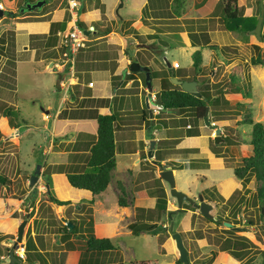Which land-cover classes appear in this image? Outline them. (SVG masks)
<instances>
[{
	"label": "rangeland",
	"instance_id": "rangeland-1",
	"mask_svg": "<svg viewBox=\"0 0 264 264\" xmlns=\"http://www.w3.org/2000/svg\"><path fill=\"white\" fill-rule=\"evenodd\" d=\"M77 1H80L76 13L79 19L82 20L80 17L84 18L86 11L95 6L100 7L101 13L100 17L83 19L91 31L86 34L85 45L77 50L78 53H74L72 62L75 69L71 67L68 74L72 75L74 70L80 68L79 59L82 61L88 55L96 54V60L85 69L87 71H82L81 68L77 71L79 82L82 83L74 84L75 94L80 96L90 93L92 88L97 89L100 86L103 88L104 85L109 91L117 87L112 91L115 93L113 100L105 97L97 102L108 103L110 112L119 110L120 125L115 130V135L118 134L117 166L113 171L111 184L109 182L104 191L94 196L80 195L79 207L76 201L75 205H68L65 209L63 204L58 205L50 197L59 199L67 195L69 184L65 178L66 172L90 169L84 161L87 154L82 155L81 151L66 154L71 148L65 145V142L55 141L50 148L47 146L51 122L45 118L47 114L44 109L49 108L51 113L55 110L61 96L57 88L65 90L68 84L66 79L57 82L59 78L57 69H53V65L56 68L54 60H62L65 65L70 63L66 53L64 55L65 44H62V35L56 31L59 30L62 34L70 27L67 29L65 26L62 31L58 25L57 30L50 28L46 33L48 38H43L45 33L42 28L46 24L49 25L51 18L49 11L54 7L57 10L62 7V17L67 22L70 18L68 0H47L46 3L41 2V10L32 8L14 17L6 13L0 16V45L5 44L9 33L13 32L15 50L17 48L15 60L0 52V173L7 177L5 183H0V264H14L10 262L9 250L4 248L11 247L15 241L18 224L23 219H26V223L22 243L24 244L23 240L30 236L36 250L33 249L29 259L17 258L18 262L15 264H68L82 261L99 264H174L179 257L175 240L171 235L175 230L181 233L187 250V261L179 264L259 262L264 251V213L261 212L260 202L255 198L256 181L253 176L244 180L237 178L233 168L241 163L243 156L251 153V145L247 142L251 124L242 122L244 114L248 113L254 120H261L264 123V65L253 64L250 61L252 56H258L264 61V39L250 32L251 28L243 31L227 28L221 0H146L143 3L142 8L145 2H149L157 9L155 15L159 16L157 20L159 24L149 18L143 19V23L150 29H154L157 24L156 30L160 32H151L140 37L137 35L130 41L129 46L132 50L130 54L136 57V60L148 61L152 71L162 70H159L163 76L162 80L157 78L160 76L152 79L154 96L162 86H168V78L171 80L173 76H168V68L178 78L194 73L192 52L195 49L202 50V69L197 76L204 79V82L199 87L208 86L212 93H217L223 86L227 87L224 92L219 93L220 101L208 107L210 122L220 127L221 139L215 142V128L206 124L203 117L197 118L191 108L156 112L154 100L151 99L153 95L150 94L149 104L154 116L152 114L153 119L146 117L143 111L148 112L145 102L148 89L143 84L142 71L126 73L127 77L119 75L120 72L124 73V68L130 61L128 57L126 58L128 55L124 53L127 45L126 36L135 35L131 22L138 15L142 18L143 10L140 5L143 0H124L122 6H118L121 0H102L106 7L101 0ZM260 1L237 0L238 15L242 14L245 17L244 24H251L255 18L257 20L260 15ZM22 2L24 0H9L8 4L1 2V5L15 11ZM106 10L107 14L104 13ZM262 17L261 31L264 33V13ZM140 24L139 22L137 25ZM85 25L81 26V30L86 29ZM107 26L110 27V33H103L102 28ZM191 29L197 32L204 30L203 34L206 33L211 42L217 45L214 52L205 44L192 45L191 41L189 42V35L187 37L185 35V32ZM150 36L157 40L159 51L154 52L136 46V42H146ZM28 39L29 47L40 42L43 47L49 44L51 48L45 50L38 44L40 47L33 55L28 49ZM44 56L46 57L43 61H40L39 58ZM167 61L171 66H168ZM118 63H121V66L117 67L120 72L113 77V70ZM238 65L240 75L235 83L249 90L248 96L231 91L234 83L229 81V75L233 66ZM94 69H101L98 72L104 73L105 76H99V73L91 71ZM108 74L109 77H106ZM92 79L95 83L91 88L86 82ZM79 86L80 90L77 89ZM67 96L69 97L62 98L65 108L61 113L68 110V106L74 109L81 108L83 114H88L91 110L89 108L82 110L84 106L89 105L88 98L71 101L69 89ZM48 100L51 101L50 107L44 108ZM8 106L12 109V114L3 115V110ZM161 120L164 121V125ZM121 123L125 126L122 127ZM143 126H146L144 133H151L152 137L157 139L153 147L156 148L155 159L160 161L163 167L170 166L176 169L177 188L184 190L187 187L196 198L199 193L210 196L213 192L212 195L217 198L219 204L211 202L213 208L209 212L211 216H220L222 220L220 224H217L216 220L208 219L198 207L191 212L190 207L183 206V204L188 206L187 201H183L181 207H184V211L179 212L176 209V198L169 193L168 183L159 176L160 164L152 162L154 155L152 158L146 156L149 140L146 143L134 141L129 143L131 146L121 143L123 134L141 135L140 127ZM189 127L192 128L190 131L199 133L197 134L199 137L195 135L197 138L187 141V145L196 147V150L187 147L176 148V141L186 134V128ZM66 132H69V129ZM146 136L149 137L147 134ZM87 141L84 138L81 145H86ZM136 148L139 150L137 153L131 155L125 153L135 151ZM178 163L182 166L179 167ZM38 164L40 165L38 178L34 186H30V175ZM158 176L159 183L166 192V208L174 209L176 212L171 218L168 217V212L160 215L166 228L159 225L156 232L140 231L135 234L132 224L135 221V214L141 213L136 209L138 205L150 207L152 218L160 223L156 201L154 203L153 200H148L149 196L141 194L143 191L147 193L149 189L153 190L158 185L156 181ZM236 182L238 184L233 188ZM230 188H233L230 194L224 199L221 198ZM34 190L33 195L31 192ZM73 194L78 196L76 192ZM119 198L125 204H120ZM153 199L155 200V197ZM190 206L194 207L192 204ZM72 211L76 212L74 216H71ZM62 213L70 215L67 219L74 221L73 231L70 232L69 227V231L65 230V222L60 218ZM248 218H251V222H248ZM227 222L230 225L226 224ZM66 232L69 234L67 237L64 236ZM88 232L98 236H109L115 247L86 251L83 234ZM227 237L231 239V248L239 252V259L220 250ZM235 240L239 242L234 244ZM37 241L40 242L39 247ZM60 241H65V244H60ZM63 247L66 251L62 252ZM37 250L42 252L38 253Z\"/></svg>",
	"mask_w": 264,
	"mask_h": 264
},
{
	"label": "trees",
	"instance_id": "trees-1",
	"mask_svg": "<svg viewBox=\"0 0 264 264\" xmlns=\"http://www.w3.org/2000/svg\"><path fill=\"white\" fill-rule=\"evenodd\" d=\"M27 2H30V0H25ZM47 0L44 1L46 3ZM0 2H3L4 4H8L9 0H0ZM80 3V1H79ZM222 4V11L226 18V27L229 29H237L239 31L248 30L255 26V20L249 24H244L243 20H245L244 16L242 14L238 15V3L237 0H221ZM25 10H27L26 3L21 4ZM35 7L36 10H41L42 7L38 6ZM4 12L8 16H13L14 13L11 12L8 8L3 7ZM143 13L146 12V9H142ZM16 14V13H15ZM249 18V17H248ZM59 26L60 29H64L66 25V19L63 18L60 21H52L49 24V29H55L57 30L56 26ZM78 25L81 27L84 24V21L81 19H78ZM86 27V25H85ZM96 28V27H95ZM86 29H89L86 27ZM91 30L89 29V32ZM103 33H107L110 31V27L102 28ZM204 30H200V32H197L194 29L188 30V35L190 37V41L192 45L196 44H205L209 48H211L214 52L215 47L217 46L216 43H210V38L207 37ZM158 33V32H154ZM203 40V41H201ZM226 45V44H225ZM223 45V46H225ZM227 46V45H226ZM171 47V45L169 46ZM145 49V47H142ZM0 52L1 54L4 53L9 57L11 60H15V33L10 32L8 36V40L5 44L0 45ZM124 53H126L130 59L134 58L130 53H132V50L130 46H126L124 48ZM217 53L215 52V55ZM192 65L194 67V73L191 76H184L182 79H196L198 81V89L200 90L201 94L199 96H196L188 91H185L181 88L179 84H175L171 82V80L168 78L169 83L168 86L161 87L157 92H155V98L154 103L160 104L162 107L160 110H174V111H182L185 109L191 108L194 112V115L197 118H202L205 115V111L207 106L209 107L211 104H217L220 101V92H224V90L227 88L226 86H223L219 88L217 93H212L208 86L205 87H199L200 84L203 85L204 79H199L197 76V73L201 71V62H202V50L201 49H195L192 52ZM136 58V57H135ZM140 61V60H139ZM250 61L253 64L261 63L264 65V61L258 56H252L250 57ZM143 64H149L148 61L141 62ZM171 66V65H170ZM169 69L168 76L175 75L172 73ZM154 70L152 71L150 67V75H151V85H152V79L156 76H160V79H163V76L160 75V71L162 70ZM142 71L143 73V84L147 87L146 78H145V71ZM124 72L123 74H120V76L133 73V71ZM240 75V66H233L230 75H229V81L234 83L233 89L231 91L233 92H240L243 96L250 95L249 90L242 88L241 85L238 83H235L238 81V76ZM116 74L113 75L115 77ZM159 110V111H160ZM146 113V117L149 116V113L145 110L143 111ZM12 114V109L8 106L3 110V115H9ZM157 114V113H156ZM95 118L97 121V132H96V140L91 144L89 147V152L86 159V165L90 167L89 170L85 171H71L66 172L65 177L70 185H74L79 188H85L91 191L92 195H96L103 191L110 181V171L116 164V155H115V149H116V142H115V136H114V130L119 120V110L111 111L110 113H95ZM144 117V114H142ZM154 116V114H153ZM145 117V118H146ZM153 119V118H151ZM184 121V119H182ZM245 121L249 124H251V130H250V137L248 139V143L251 145V153L247 154L242 157V161L240 164L234 166L233 172L235 176L241 180H244L245 178H249L250 176H253V178L256 181V192H255V198L260 202L259 206L261 208V212L264 213V123L261 120H254L250 114L245 113L244 118L242 119V122ZM163 125L165 124L163 120L160 121ZM148 124V123H147ZM192 128H186V134L184 135H197L198 132L190 131ZM190 150H196V147H187ZM188 149V150H189ZM218 153V152H216ZM155 158L156 155H155ZM157 160V159H156ZM159 164H161L160 161L157 160ZM178 166L181 167L182 164L178 163ZM176 167V166H175ZM7 180V177L4 176L2 173H0V183H5ZM156 181L158 182V185L155 186V188L152 190H149V194L156 196V208L158 209V215L160 218V215H165L169 210L166 208V192L163 187V185L160 182V177H156ZM213 192H211L210 197L211 201L215 204H219L217 201V198L212 195ZM53 200L57 202V204L61 205L64 203L69 202V199H58L54 196H50ZM221 198L224 199V197L221 196ZM222 199V200H223ZM118 202L120 204H125L123 200L120 198L118 199ZM188 206L184 205V207H190L194 209L195 207H191L190 203H187ZM180 208L178 209L179 212L184 211L185 209ZM137 210H140L141 213L135 214V221L132 224V229L135 234H138L140 231H154L156 232L157 226H161L162 228H166L164 226L165 222L163 219L160 218V223L158 224L156 220L152 218L151 215V209L146 208L143 206H137ZM143 215V216H142ZM207 217V216H206ZM210 220H216L217 224H220L222 220L220 219V216L213 215L211 217H207ZM251 218H248V222ZM70 221L73 223V227L70 229V232L75 229V223L72 219ZM65 230H68V225L65 223ZM69 234L68 232L64 233V236L67 237ZM85 238V250L86 251H98V250H104V249H112L115 247L112 239L109 236H98L94 234L93 232H88L86 234H83ZM238 240H235L233 243H238ZM244 244V243H243ZM226 247V248H224ZM231 239L227 237L224 244L221 247V251L226 252L227 254L234 256L235 258L239 259L240 255L238 251H234L231 248ZM11 247L6 246L4 249L9 250ZM25 248L28 250V254H26V259H29L30 253L33 252V249L36 250L35 243L32 239V237L27 236L26 242H25ZM38 248V247H37ZM38 253L42 252L40 250H37ZM16 257V255H15ZM15 264V262H14ZM58 264V263H56ZM68 264H99L97 262L94 263H86L84 261L80 263H68ZM114 264V263H113ZM253 264H264V251L263 256L259 262H254Z\"/></svg>",
	"mask_w": 264,
	"mask_h": 264
},
{
	"label": "crops",
	"instance_id": "crops-1",
	"mask_svg": "<svg viewBox=\"0 0 264 264\" xmlns=\"http://www.w3.org/2000/svg\"><path fill=\"white\" fill-rule=\"evenodd\" d=\"M102 1V0H101ZM144 1H146V0H143V2L141 3L142 5H140V7L142 8L143 7V3H144ZM103 3H104V5H105V7H106V3L104 2V1H102ZM123 2V4L122 5H124V0L122 1ZM121 5V6H122ZM35 8V7H34ZM62 7H60L58 10L56 9V7H54V8H52L49 12L51 13V18L49 19V24H50V21H60V20H62V9H61ZM140 8V9H141ZM144 8L146 9V12L145 13H143L142 14V18L140 17V15H138L137 17H136V19L135 20H133L132 22H131V26H133V32H134V36H132V37H130V36H126V39H127V45L126 46H129V43H130V41H132L133 39H135L134 37H137V35H139L138 37H140V35H147V34H149V33H154V32H160L159 30H156V26L158 27V25L156 24L155 25V27H153L154 29H150V27H148V25L147 24H144L143 23V19H147V18H149V19H154V20H156V22H157V20L159 19L158 17L159 16H157V15H155V13H157V9L154 7V6H152L151 4H149V2H145V6H144ZM144 8H142V9H144ZM56 9V10H55ZM55 13H57L56 15H54ZM100 13H101V9H100V7H98V6H95V7H93L90 11H86V13H85V15H84V18L83 17H80V18H82V20L83 19H92V18H95V17H100ZM104 13H106L107 14V10L106 11H104ZM110 18V17H109ZM139 22L141 23L139 26L137 25V24H139ZM69 23H70V18H68L67 19V22H66V25L65 26H67V28H68V26H69ZM158 24H159V22H157ZM143 28H145V29H143ZM42 31L45 33V37H43V38H46L47 37V35H46V33L49 31V25L47 26V24L42 28ZM61 31H62V29H61ZM58 34L60 33V31L59 30H57L56 31ZM168 32H170V31H168ZM110 33V32H109ZM30 34V32H29V30H28V35ZM60 35V34H59ZM185 35H186V37H187V35H188V32H185ZM48 38V37H47ZM130 39V40H129ZM189 42H190V40H189ZM137 43V42H136ZM135 43V44H136ZM146 44H147V47H148V49H150V50H152V51H159L160 50V48H159V46L157 45V40H155V37H148V41H146L145 42ZM210 43H212L211 42V40H210ZM23 44V46H25V44L24 43H22ZM38 44L39 45H41L40 44V42H37V44H33L31 47H29V39H28V49H30L31 50V53L34 55V51H35V53H36V49L38 48V47H40V46H38ZM202 45H204V44H202ZM60 46V45H59ZM41 47L42 48H44L45 50H47V49H49V48H51V46L48 44V46H46V47H43L42 45H41ZM147 47H145V48H147ZM16 50H17V48H16ZM65 51V50H64ZM77 53H78V51H77ZM76 53V54H77ZM94 56V57H93ZM88 55V57H86V59H84V60H82V61H80V59H79V63L81 64V66H80V68H81V70L82 71H87V70H85L86 68H89V65L90 64H93V61L94 60H96V54H94V55ZM46 56H44V57H40L39 58V60L40 61H43V58H45ZM42 58V59H41ZM126 58H127V56H126ZM55 62H62V60L61 61H59V60H57V61H55L54 60V63ZM119 62V61H118ZM171 65V64H170ZM121 66V63H118L117 64V66H116V68L113 70V73L114 74H118L119 72H120V70L119 69H117V67H120ZM74 66H72V68H73ZM79 68V69H80ZM122 68V67H121ZM45 69H46V67H45ZM53 69H57L56 70V72L58 73V80H57V82H60V80L61 79H66V81H67V86L65 87V90H61L59 87L57 88V90L58 91H60L61 92V96H60V100H59V102H58V104H57V106H56V108H55V110L51 113L50 112V109L49 108H45V107H50V103H51V101H47L46 102V105L45 106H43L45 109V114H47L46 116L47 117H45V118H48V120H49V122H51V126H50V128L48 127V125H47V127L49 128V131H50V133H49V142H48V145L47 146H49V148L51 147V145L52 144H54L55 143V141H57L58 143H61V142H65V145H69L70 146V148L71 149H69V150H67L66 151V154H68V153H75V152H80L82 155L83 154H87L88 155V152H89V147L91 146V144L96 140V133H94V131H96L97 132V121L95 122V120H96V118H95V116H93V114H95L96 112H99V113H110V111L108 110V108H109V104L108 103H102V104H98L97 102H98V100H101V98H105V97H108V98H111L110 100H113L114 98H115V93H113L112 91L113 90H116V88L115 89H112L111 91H109V89L107 90V89H105L106 88V86L104 85V87L102 88L101 86L100 87H98L97 89L94 87V89L92 88V86H93V84L95 83L94 81H93V79L92 80H89V81H87L86 82V84L88 85V86H91V88H92V90L90 91V93H85V94H80V96H78L77 94H75V89H74V84H80V83H82V82H79V74L77 73V71L79 70H74V73L71 75V74H68L69 73V71H70V69H71V67H70V64L69 65H63L62 67H54V65H53ZM74 69H75V67H74ZM91 71H94V73H99V76H105V74L104 73H101V72H98V71H101V69H94V70H91ZM76 72V73H75ZM121 73V72H120ZM63 77V78H62ZM106 77H109V74L106 76ZM157 78H159L160 79V77H157ZM154 79V78H153ZM72 80H74V81H72ZM72 81V82H71ZM122 80H120V82H121ZM119 82V83H120ZM70 84V85H69ZM82 86V85H81ZM97 87V86H96ZM80 86L79 87H77V89L78 90H80ZM68 89L70 90V96H71V98H72V100L71 101H73V100H75V99H80V98H88V100H90V102H89V105H87V106H84L83 108H82V110H84L85 108H89V109H91L89 112H88V114H83L82 113V111H81V108H78V109H74V107H72V106H68V110H63V113H61V111H62V109H64L65 108V102L62 100V98L63 97H65V98H68L69 96H67L66 97V94H67V91H68ZM56 89H54V91L56 92L57 91ZM73 91V92H72ZM152 89H151V94L153 95V93H152ZM146 95H147V93H146ZM153 96H151V99L152 100H154L153 98H152ZM149 102H150V100H149ZM93 110H95V111H93ZM92 111V112H91ZM109 111V112H108ZM91 113H92V115H91ZM45 116V115H44ZM151 118V117H150ZM57 120H59V121H57ZM120 124L119 123H117V125H116V127H115V130H117V128H118V126H119ZM121 126L122 127H124L125 126V124H123V123H121ZM147 126V125H146ZM146 126H143V127H140L141 128V130H142V133H141V135H139V136H136V134H134V135H130V134H123V137L120 139V141H121V143H123V145H125V146H127V145H129V143H133L134 141L136 142V143H139V142H147L148 140H150L149 138H151L152 136H153V134H151V133H144L145 132V128H146ZM14 129L16 128V127H13ZM63 129L64 130H68L69 129V132H66V131H63ZM90 129H92V131H87V130H90ZM123 129H125V128H123ZM115 130H114V136H116L117 138L115 139V142H116V149H115V155H116V151H117V145H118V134H116L115 135ZM13 132H16V130H13ZM80 133H81V135H80ZM87 134H90L89 136H87ZM146 134L147 135H149V137H147L146 136ZM138 135V134H137ZM198 136V135H197ZM197 136H195V135H183V137L181 136V138L179 139V140H177L176 141V144H175V146H176V148H185V147H190V145H187L188 143H187V141H188V139H193L194 137L195 138H197ZM199 137V136H198ZM79 138H80V141H79ZM84 138H86V140H88L87 142V144L86 145H81L82 144V142L84 141ZM155 138V137H154ZM156 139V138H155ZM157 140V139H156ZM51 141L53 142V143H51ZM129 146H131V145H129ZM47 148V150H48V147H46ZM156 150V148H153V155H154V160H156L155 159V151ZM139 150L136 148V150L135 151H126L125 153H130V155L132 154V153H137ZM208 156V155H207ZM87 157V156H86ZM84 158V161L85 162H87L86 161V159L87 158ZM161 160H164V159H161ZM69 161V160H68ZM152 162H154V161H152ZM164 162V161H163ZM154 163H157V161H155ZM117 166V163L115 164V166L111 169V171H110V184H111V181H112V179H113V171L115 170V167ZM166 167H170V166H166ZM172 168V167H171ZM173 171H174V175H175V181H176V169H174L173 168ZM66 178V177H65ZM205 179V178H204ZM108 182V183H109ZM237 182L233 185V188H235L236 186H237ZM219 185H220V183H219ZM108 186V185H107ZM49 186H47V188H48ZM177 187V186H176ZM232 188V189H233ZM106 189V188H105ZM104 189V190H105ZM231 188L228 190V192L227 193H225V196H224V198H226L229 194H230V192H231V190H232ZM31 190V189H30ZM103 190V191H104ZM149 190H151V189H149ZM149 190L147 191V193H146V191H143V193H141L142 195H145V196H149L150 197V199H148V200H153V202L155 203V201H156V196L155 195H151V194H149L148 192H149ZM184 191H187V193L189 194V195H191V196H194L195 194L194 193H191V191H189V190H187V187L186 188H184ZM74 192H76V193H78V196H74ZM102 192V191H101ZM100 192V193H101ZM31 193H33V195H34V193H35V190H34V192H31ZM80 195H82V196H84V197H88L89 195H91V196H94V195H92V193H91V191L90 190H88V189H85V188H79V187H76V186H74V185H70L69 184V187L67 188V195L66 196H63L62 198H59V199H69L70 201L69 202H67V203H64L63 205V208H65V207H67L68 205H75V203H76V201L78 202V204H77V206L79 207V205H80V201H81V199H80ZM153 197H155V200L153 199ZM152 198V199H151ZM203 198H204V200L205 201H207V202H209L211 205H212V207L211 208H213V204L212 203H214V202H212L210 199V197H206L205 195H203ZM212 202V203H211ZM59 205V204H58ZM62 205V204H61ZM138 206H143V207H146V206H144V205H138ZM152 207V206H151ZM146 208H150V207H146ZM66 209V208H65ZM64 209V210H65ZM189 209V208H188ZM191 209V212H194V209H192V208H190ZM63 214V216L67 219V218H70V217H68V216H70V215H66V213H62ZM72 215L71 216H74L75 214H76V212L75 211H72V213H71ZM154 220V219H153ZM25 237H26V235H25ZM22 239H23V237H22ZM24 242H26V238L23 240ZM37 243V246L39 247V245H40V242H36ZM60 244H65V241H60ZM40 249V248H39ZM42 249H44V248H42ZM41 250V249H40ZM61 251L63 252V251H66V248H61ZM224 252V251H223ZM226 253V252H225ZM8 254H9V252H8Z\"/></svg>",
	"mask_w": 264,
	"mask_h": 264
},
{
	"label": "water",
	"instance_id": "water-1",
	"mask_svg": "<svg viewBox=\"0 0 264 264\" xmlns=\"http://www.w3.org/2000/svg\"><path fill=\"white\" fill-rule=\"evenodd\" d=\"M43 1H45V0H37L35 2L28 3L27 6L29 9H32L34 7L40 6L41 2H43ZM263 1L264 0L260 1V15L257 17L255 26L250 29V32H253L256 35V37H262L264 39V33L261 31L262 18H263L262 14L264 13ZM122 4H123V2L121 0L118 3V6H121ZM3 14H4V9L0 5V16H2ZM91 27H92V25H91ZM88 32H89V30L86 29L85 33L87 34ZM136 46L147 47V44L145 42H137ZM167 64H168V66H170V62L167 61ZM128 70L129 71H139V70L145 71V78H146L147 89H148V94L145 97V102H146V106L148 107L149 116L152 117L153 111L150 108V104H149V99H150L149 97H150L151 89H152L150 67L147 64H142L138 60L133 59V60L129 61ZM171 81L175 84H179L183 90L188 91V92H190L196 96H199L201 94L200 90L198 89V81L196 79H181V78H178V77L173 75V76H171ZM203 119H204L206 124H209L210 126L215 128L216 135L214 137V140H215V142H218L221 139V136L219 135L220 127L217 126L215 123L210 122L209 116H208V106L206 108L205 115L203 116ZM160 125L161 124H156V126H160ZM155 142H156V139L154 137H151L149 140V147H148L147 153H146V156L149 158H152V156H153V147L155 145ZM152 161L155 162L156 160L152 159ZM39 169H40V165L38 164L36 166L35 170L33 171V173L30 175V179H29L30 186H34V184L38 178ZM159 176L168 183L169 193L176 198V202H177V208L176 209L177 210L182 207L183 201H187L188 203L192 204L194 207H196V208L198 207L200 212L203 215H205L207 217H211L212 214L209 212V210L211 209L212 205L209 202L204 200L203 195L201 193H199L197 195V198H196L194 196L189 195L186 191L181 190V189L176 187V181H175V175H174L173 168L163 167V165L160 164L159 165ZM175 212L176 211L174 209H170L168 211V217L171 218L172 214ZM60 218L68 225L69 229H71L73 227V223L70 220L66 219L63 215H60ZM25 223H26V219H23L18 224L17 231H16L17 235L15 238V241H14L12 247L9 249V258H10L11 263H13L14 261L18 262V259L15 257V254H14V246L16 245L17 242H22ZM226 224L230 225L229 222H227ZM172 229H173V220L171 219L170 230H172ZM171 235L175 240V245H176L178 252H179V257H178V259L175 260L174 264H179L180 262H186L187 261V250L184 246L181 233L178 230H175L172 232Z\"/></svg>",
	"mask_w": 264,
	"mask_h": 264
},
{
	"label": "built area",
	"instance_id": "built-area-1",
	"mask_svg": "<svg viewBox=\"0 0 264 264\" xmlns=\"http://www.w3.org/2000/svg\"><path fill=\"white\" fill-rule=\"evenodd\" d=\"M1 5V3H0ZM68 6H69V10H70V23L69 26L70 27L67 31H64L62 34L61 32L59 33L60 35H62V44H65V51H64V55L66 53V56L69 58L70 60V67L73 66V55L75 52H77V50L84 46L85 44V40H86V34L83 30H81V28L78 26L77 24V19L78 17L76 16V8L78 7V1L77 0H68ZM58 65H60V67H62L63 65H65V62H55V66L58 67ZM153 99L155 98V96L153 95L152 97ZM153 106L157 109V111L160 110V108L162 107L160 104L154 103ZM15 253L16 255L21 258L24 259L25 258V245L23 243L16 245L15 247Z\"/></svg>",
	"mask_w": 264,
	"mask_h": 264
},
{
	"label": "flooded vegetation",
	"instance_id": "flooded-vegetation-1",
	"mask_svg": "<svg viewBox=\"0 0 264 264\" xmlns=\"http://www.w3.org/2000/svg\"><path fill=\"white\" fill-rule=\"evenodd\" d=\"M37 1V0H36ZM32 2H35V0H30V2H27V1H25L24 0V2H22V3H20V5L19 6H17V10H15V11H13V10H11V9H9L11 12H13L14 13V15L12 16V17H14V16H17L18 14H22V12L25 10L24 9V7L21 5V4H23V3H26V5L28 4V3H32ZM44 2V1H43ZM4 9V8H3ZM27 9H29V8H27ZM5 13V12H4ZM16 13V14H15ZM148 48V47H147ZM128 57V59L131 61V60H133V59H135V57L134 58H132V59H130L129 58V56H127ZM141 63V62H140ZM129 64V63H128ZM148 65V64H147ZM124 72H129V70H128V66L126 67V68H124ZM182 79V78H181ZM152 86V85H151ZM148 91V90H147ZM145 97H146V95H145ZM149 113V112H148ZM150 117V116H149ZM14 243V242H13ZM18 244V242L16 243V245ZM13 245V244H12ZM16 245L14 246V247H16ZM16 258H19V257H17V255H16ZM14 262H16V261H14Z\"/></svg>",
	"mask_w": 264,
	"mask_h": 264
},
{
	"label": "clouds",
	"instance_id": "clouds-1",
	"mask_svg": "<svg viewBox=\"0 0 264 264\" xmlns=\"http://www.w3.org/2000/svg\"><path fill=\"white\" fill-rule=\"evenodd\" d=\"M1 3V2H0ZM2 6V5H1ZM78 7H79V2H78ZM78 7L76 8V12H77V10H78ZM3 8V7H2ZM70 15H71V13H70ZM70 17V16H69ZM78 19H79V17H78ZM78 19H77V24H78ZM79 26V25H78ZM80 27V26H79ZM93 27V26H92ZM81 28V27H80ZM85 30L86 29H84L83 31L85 32ZM89 30V29H88ZM89 33V32H88ZM86 34V33H85ZM85 45V44H84ZM22 243V242H21ZM24 245H25V243H24ZM11 247H12V245H11ZM15 248V247H14ZM14 254L16 255V253L14 252ZM18 257V256H17ZM25 257H26V251H25ZM21 259V258H20ZM25 259V258H24ZM23 260V259H22Z\"/></svg>",
	"mask_w": 264,
	"mask_h": 264
},
{
	"label": "bare ground",
	"instance_id": "bare-ground-1",
	"mask_svg": "<svg viewBox=\"0 0 264 264\" xmlns=\"http://www.w3.org/2000/svg\"><path fill=\"white\" fill-rule=\"evenodd\" d=\"M154 95V94H153Z\"/></svg>",
	"mask_w": 264,
	"mask_h": 264
}]
</instances>
